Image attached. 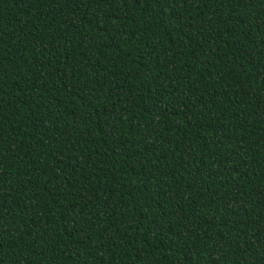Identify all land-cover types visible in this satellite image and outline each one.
Returning <instances> with one entry per match:
<instances>
[{
  "label": "trees",
  "instance_id": "obj_1",
  "mask_svg": "<svg viewBox=\"0 0 264 264\" xmlns=\"http://www.w3.org/2000/svg\"><path fill=\"white\" fill-rule=\"evenodd\" d=\"M0 264H264V0H0Z\"/></svg>",
  "mask_w": 264,
  "mask_h": 264
}]
</instances>
